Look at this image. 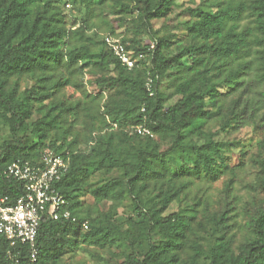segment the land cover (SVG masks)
<instances>
[{
  "label": "trees",
  "instance_id": "trees-1",
  "mask_svg": "<svg viewBox=\"0 0 264 264\" xmlns=\"http://www.w3.org/2000/svg\"><path fill=\"white\" fill-rule=\"evenodd\" d=\"M103 3L118 6L117 15L132 16L138 37L158 36L156 43L142 45L113 27L106 33L123 37L134 53L148 55L142 66L132 70L122 66L103 35V49L96 55L92 45L72 47L76 36L94 28L89 22ZM204 3L0 0V122L11 132L0 148V196L13 195L16 187L2 176L6 167L17 161L40 165L46 152H54L68 162V172L57 188L77 219L43 221L36 262L30 259L27 246L12 249L0 236V264H61L81 244L105 249L118 242L130 249L120 264H264V204L246 209L248 234L239 245L227 208L205 215L206 221L198 220L200 203L188 215L170 211L187 194L192 180L214 183L244 166L241 160L231 166L225 142H216L212 134L202 145L190 140L192 135L204 134L211 114L208 99L221 117L219 126L226 136L238 131L254 107L252 103L241 106L240 99L228 106L227 99L245 85L241 72L253 62L264 106V0ZM65 6L86 9L83 26L76 28L75 21H68ZM176 7L188 13L184 26L189 43L174 51L176 36H160L153 21L168 18ZM244 21L248 22L242 25ZM152 44L155 48L150 51ZM87 73L96 75L97 89L95 95L87 94L86 104L59 99L71 86L69 76ZM149 78L152 96L147 89ZM26 80L34 85L24 86ZM82 114L86 119H81ZM98 123L104 126L96 128ZM142 125L152 131V137L169 139L171 147L162 151L151 136L136 133L135 127ZM259 145L258 176L249 187L264 193V139ZM116 171L121 178L91 186L97 174ZM151 192L157 195L155 204L149 205L143 196ZM86 195L93 198L94 207L86 206ZM126 199L132 201L134 212L123 227L113 222V216ZM104 204L111 205L108 211L101 210ZM85 221L88 230L83 228ZM208 227L213 242L205 247L200 234L207 233ZM142 246L145 251L138 253Z\"/></svg>",
  "mask_w": 264,
  "mask_h": 264
},
{
  "label": "rangeland",
  "instance_id": "rangeland-1",
  "mask_svg": "<svg viewBox=\"0 0 264 264\" xmlns=\"http://www.w3.org/2000/svg\"><path fill=\"white\" fill-rule=\"evenodd\" d=\"M205 5L204 0H195V6ZM184 7H176L174 13L168 18L163 20L153 21L154 30L156 33L162 35L173 34L176 36L174 40L173 50L183 49L188 45V39L184 23L189 19L188 13L183 11ZM119 9L118 6L113 3H103L97 6V9L93 15L92 20L89 22V26L94 27L87 31L82 36H76L73 39L72 47H81L86 45H92L95 49V55L103 49V45L100 41V35H104L109 32V29L113 27L118 34L124 35L128 39H139L142 45L149 43H156L158 36L154 37L150 35H143L138 37L136 30L134 31L135 24L130 22L132 16H126L124 14L117 15L115 10ZM68 21L77 23L76 28L83 26L87 20V12L83 7L63 8ZM126 19L123 23L122 20ZM248 21H244L242 25L247 24ZM130 23V24H129ZM137 29V28H136ZM159 36V37H160ZM95 61V60H92ZM241 80L245 85L239 88L237 91L227 99V105L229 106L235 100L240 99L241 106L245 103H252L254 112L248 111L245 117L243 126L228 137L220 128L221 117L211 101L208 99L207 105L210 111V117L207 126L204 128V134L192 135L191 141L196 144L202 145L209 135H214L216 142H225V152L227 156L231 157V166L234 167L239 160L243 163V168L238 169L235 167V173L228 174L220 178L218 181L211 183L205 179L199 178L192 180L189 185L187 194L181 197L178 203L172 204L170 211H178L184 215H188L196 207L197 203H200V214L198 220L206 221L205 215L220 211L223 208L229 209V216L232 217V234L236 235V245L244 242L248 234L247 228V208H250L254 203L264 204V193L254 192L250 189V185L255 184L257 180V168L255 160L259 153L261 141L264 139V106L261 102L259 91L260 86L255 82L257 80V69L255 64L250 65V68H246L241 72ZM71 86L65 88L59 95V99L66 101L69 104H76L81 102L86 104L88 102L87 94H94L97 87L94 84L96 75L86 74L84 76L75 75L74 77H68ZM24 86L32 87L34 81L26 80ZM79 85L80 87H77ZM248 87V88H246ZM95 95V94H94ZM254 113V119L250 118ZM244 115V116H245ZM81 119H86L85 114L80 115ZM103 123H98L96 128H102ZM78 131H82V126H77ZM150 130V129H149ZM152 132V131H151ZM11 138V132L9 127L0 122V148L2 144ZM157 142L162 151L168 150L172 143L169 139H159L153 134L152 137ZM122 174L118 171L111 174H97L94 176L90 184L92 187L103 184L114 179L121 178ZM230 186L228 187V185ZM169 187L168 182H165L163 189L166 190ZM151 189L150 191H152ZM157 193L151 192L143 196V200L149 205L155 204ZM86 206L94 207L95 202L90 195H86L83 198ZM110 204H104L101 206V210L108 211ZM134 209L132 207V201L130 199L124 200L123 204L116 210L113 218V222L118 225H123L127 222V219L133 214ZM207 233L200 234L202 237V244L208 247L213 242V236L208 227ZM157 240V237H154ZM145 246L137 249V252H144ZM130 253L125 242H118L112 247H106L100 249L90 243L81 244L78 248L68 254L61 264H120L124 257Z\"/></svg>",
  "mask_w": 264,
  "mask_h": 264
},
{
  "label": "built area",
  "instance_id": "built-area-1",
  "mask_svg": "<svg viewBox=\"0 0 264 264\" xmlns=\"http://www.w3.org/2000/svg\"><path fill=\"white\" fill-rule=\"evenodd\" d=\"M103 38L107 48L129 70L148 61V55L129 50L123 37L104 34ZM154 48L152 44L150 51ZM147 89L151 96L154 95L151 78L147 82ZM134 130L139 135L152 137L151 130L144 125ZM68 169L65 157L46 152L40 165L17 161L2 172L3 177L16 183V187L13 195L0 196V236L7 239L12 249L27 246L33 262L37 260V237L44 220L77 221L69 210L68 199L57 188ZM83 228L89 229L87 221L83 223Z\"/></svg>",
  "mask_w": 264,
  "mask_h": 264
}]
</instances>
